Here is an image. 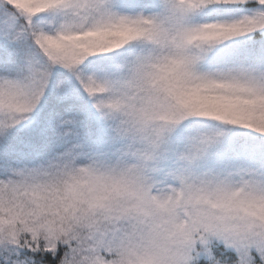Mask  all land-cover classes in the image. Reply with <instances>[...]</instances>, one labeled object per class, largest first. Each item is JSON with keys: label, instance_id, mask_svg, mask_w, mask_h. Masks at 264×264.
<instances>
[{"label": "snow or ice", "instance_id": "snow-or-ice-1", "mask_svg": "<svg viewBox=\"0 0 264 264\" xmlns=\"http://www.w3.org/2000/svg\"><path fill=\"white\" fill-rule=\"evenodd\" d=\"M0 264H264V0H0Z\"/></svg>", "mask_w": 264, "mask_h": 264}]
</instances>
